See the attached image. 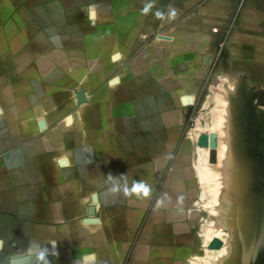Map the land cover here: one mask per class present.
<instances>
[{
    "label": "crops",
    "instance_id": "crops-1",
    "mask_svg": "<svg viewBox=\"0 0 264 264\" xmlns=\"http://www.w3.org/2000/svg\"><path fill=\"white\" fill-rule=\"evenodd\" d=\"M237 5L0 0V264H193L208 214L204 81L239 77L219 55ZM247 14V61L264 72V0ZM217 115L216 159L229 160L214 184L234 191L239 138Z\"/></svg>",
    "mask_w": 264,
    "mask_h": 264
},
{
    "label": "rangeland",
    "instance_id": "rangeland-1",
    "mask_svg": "<svg viewBox=\"0 0 264 264\" xmlns=\"http://www.w3.org/2000/svg\"><path fill=\"white\" fill-rule=\"evenodd\" d=\"M247 8L248 0H238L235 13L229 16L224 10L223 18L224 31L219 53L224 60L223 70H232L239 77H208L204 81L206 95L202 102L206 104L204 118L208 123V214L198 237L193 264H264V72L262 64L247 61V28L253 27V15L248 25ZM247 74L251 77L247 78ZM218 87L221 93L217 91ZM220 112L232 119L231 133L238 134L236 138H239L233 143L238 155L233 162L239 167V173L233 177L236 183L238 179L234 191L221 190L220 185L214 184L221 176H215L216 164L225 167L229 160L216 159L215 155L217 128L214 121L218 118L216 113ZM246 129L249 135L255 134L254 150L242 136H245ZM246 155L252 159L246 158ZM253 162L254 180L250 175ZM222 177L224 179L225 175ZM251 188L254 196H251Z\"/></svg>",
    "mask_w": 264,
    "mask_h": 264
},
{
    "label": "water",
    "instance_id": "water-1",
    "mask_svg": "<svg viewBox=\"0 0 264 264\" xmlns=\"http://www.w3.org/2000/svg\"><path fill=\"white\" fill-rule=\"evenodd\" d=\"M82 96L83 95L81 93L78 95L79 98H82ZM206 145H207V137H206Z\"/></svg>",
    "mask_w": 264,
    "mask_h": 264
},
{
    "label": "bare ground",
    "instance_id": "bare-ground-1",
    "mask_svg": "<svg viewBox=\"0 0 264 264\" xmlns=\"http://www.w3.org/2000/svg\"><path fill=\"white\" fill-rule=\"evenodd\" d=\"M225 143V142H224ZM222 145H224V144H222ZM222 149V148H221ZM223 150V149H222ZM225 150V149H224ZM224 152V151H223ZM223 186V185H222ZM229 218V217H228ZM234 241V240H233Z\"/></svg>",
    "mask_w": 264,
    "mask_h": 264
}]
</instances>
